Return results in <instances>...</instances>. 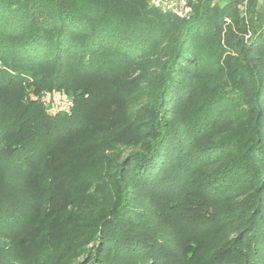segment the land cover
<instances>
[{
  "label": "trees",
  "instance_id": "1",
  "mask_svg": "<svg viewBox=\"0 0 264 264\" xmlns=\"http://www.w3.org/2000/svg\"><path fill=\"white\" fill-rule=\"evenodd\" d=\"M192 7L0 0V264H264V0Z\"/></svg>",
  "mask_w": 264,
  "mask_h": 264
},
{
  "label": "built area",
  "instance_id": "2",
  "mask_svg": "<svg viewBox=\"0 0 264 264\" xmlns=\"http://www.w3.org/2000/svg\"><path fill=\"white\" fill-rule=\"evenodd\" d=\"M195 0H148L151 7L160 11L162 14L174 15L181 19H190L193 12L192 4ZM72 107L68 102L66 110Z\"/></svg>",
  "mask_w": 264,
  "mask_h": 264
},
{
  "label": "rangeland",
  "instance_id": "3",
  "mask_svg": "<svg viewBox=\"0 0 264 264\" xmlns=\"http://www.w3.org/2000/svg\"><path fill=\"white\" fill-rule=\"evenodd\" d=\"M54 99H55V100L57 99V101H59V100H58L59 98H58L57 95L54 97ZM45 100H49L50 102H51V101H52V102L54 101V100H51V99L49 98V96H48V98H45ZM68 102H71V101H70V100H67V103H68ZM55 103H56V102H55ZM67 103H65V106H64L65 108H66V106H67ZM71 103H72V102H71ZM55 110H56V109L53 108L52 111H55Z\"/></svg>",
  "mask_w": 264,
  "mask_h": 264
}]
</instances>
